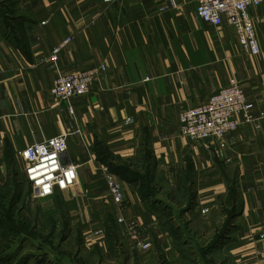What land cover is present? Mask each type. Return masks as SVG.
Listing matches in <instances>:
<instances>
[{
    "label": "crops",
    "instance_id": "0c3cea01",
    "mask_svg": "<svg viewBox=\"0 0 264 264\" xmlns=\"http://www.w3.org/2000/svg\"><path fill=\"white\" fill-rule=\"evenodd\" d=\"M174 2L12 0L0 20V184L24 147L60 133L78 176L43 198L29 189V248L4 247L0 264H264V5L248 9L260 45L249 54L196 0ZM100 64L87 94L50 96L58 72ZM232 80L252 120L215 142L183 137L180 110Z\"/></svg>",
    "mask_w": 264,
    "mask_h": 264
},
{
    "label": "built area",
    "instance_id": "2783aa9c",
    "mask_svg": "<svg viewBox=\"0 0 264 264\" xmlns=\"http://www.w3.org/2000/svg\"><path fill=\"white\" fill-rule=\"evenodd\" d=\"M111 2L114 0H102ZM174 6V0H166ZM264 5V0H196V14L204 22L218 26L223 21L234 27L242 50L258 54L260 45L253 20L248 12L251 6ZM65 37L51 51V60L57 61L58 53L69 41ZM106 65H95L84 70L58 72L49 89L57 102H68L72 97L90 91L91 85ZM253 103L246 97L236 80L212 93L206 102L186 107L178 115L179 130L183 137L197 141H217L226 133L235 130L241 123L252 120ZM67 133L56 134L24 147L22 174L31 190V197L43 198L57 191L68 189L77 180L78 165L65 155ZM113 201L121 202L122 192L118 183L110 187Z\"/></svg>",
    "mask_w": 264,
    "mask_h": 264
},
{
    "label": "rangeland",
    "instance_id": "374dc122",
    "mask_svg": "<svg viewBox=\"0 0 264 264\" xmlns=\"http://www.w3.org/2000/svg\"><path fill=\"white\" fill-rule=\"evenodd\" d=\"M12 0H0V20L3 19L6 21L4 13L8 10H11ZM8 22V20H7ZM21 165L18 164L19 172L18 174H13L15 169H10V173L8 174L7 178L3 183H1V189H0V207L1 210L4 212L3 214L0 213V253L1 250H4L3 248L6 246H10V249L12 252L10 256H12L18 249H20L22 246L25 247V249L29 248V245L24 246L25 241L27 240V233L29 232L31 225L34 222V217L36 216V210L35 207L29 206L27 195L29 193V185L28 183L22 178V172H21ZM17 171V170H16ZM25 182H24V181ZM7 181V184L9 185L8 188H3V184ZM146 190H148L153 195H156L158 193L156 191V187L151 185H146ZM182 192V191H181ZM184 193V192H183ZM164 198H166L167 194L159 193ZM17 195L16 204L10 208V204L13 202L14 196ZM22 196V200L19 201V197ZM170 197H174V200L180 201V195L179 192L173 195H168ZM30 198V197H29ZM176 203V202H175ZM173 203V206L175 205ZM178 204H182L180 201ZM23 208L24 211H21ZM167 214L166 216H169L170 211L169 208H167ZM9 229V230H8ZM16 229V230H15ZM20 233H17L19 232ZM192 233H186V237H190ZM202 240H206L205 238H202ZM201 240V241H202ZM55 243L59 242V237L54 239ZM61 242V241H60ZM62 243V242H61ZM201 254L204 253V251H199ZM206 252H209L206 250ZM2 257V256H1ZM213 258L216 262V260H221L224 258V255L214 253Z\"/></svg>",
    "mask_w": 264,
    "mask_h": 264
},
{
    "label": "trees",
    "instance_id": "16d2710c",
    "mask_svg": "<svg viewBox=\"0 0 264 264\" xmlns=\"http://www.w3.org/2000/svg\"><path fill=\"white\" fill-rule=\"evenodd\" d=\"M146 153H147V157H146V160L148 161V162H150L149 161V157H150V153H149V151L148 150H146ZM11 169H13V168H11ZM17 170V171H16ZM18 172H19V168H17V169H15V171H14V173L13 174H18ZM21 172H22V170H21ZM10 173V170L8 171V174ZM8 174H7V176H8ZM22 174V173H21ZM134 174H138V173H136V172H134ZM22 178L24 179V177H23V174H22ZM24 181V180H23ZM25 182V181H24ZM8 184H7V181L3 184V188H8ZM143 188H144V185H143ZM0 189H1V184H0ZM29 189H30V187H29ZM149 190V189H148ZM148 190H146V188H145V193H150ZM0 197H1V195H0ZM17 195L16 196H14V198H13V202H12V204H10V208H12L15 204H16V200H17ZM0 213L1 214H3L4 212L1 210V207H0ZM9 230V229H8ZM16 230V229H15ZM17 233H20V231L19 232H17ZM28 234V233H27ZM5 248H8V246H6Z\"/></svg>",
    "mask_w": 264,
    "mask_h": 264
}]
</instances>
